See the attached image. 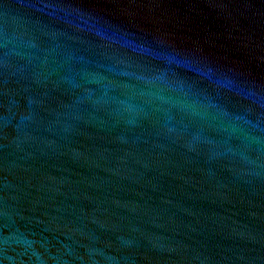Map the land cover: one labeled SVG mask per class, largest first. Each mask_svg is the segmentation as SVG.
Listing matches in <instances>:
<instances>
[{
  "label": "water",
  "instance_id": "obj_1",
  "mask_svg": "<svg viewBox=\"0 0 264 264\" xmlns=\"http://www.w3.org/2000/svg\"><path fill=\"white\" fill-rule=\"evenodd\" d=\"M0 264H264V0H0Z\"/></svg>",
  "mask_w": 264,
  "mask_h": 264
}]
</instances>
